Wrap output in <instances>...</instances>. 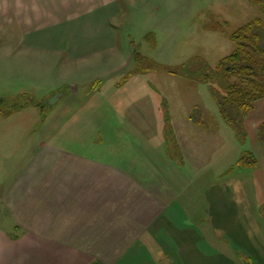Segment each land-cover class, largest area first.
<instances>
[{
  "label": "rangeland",
  "instance_id": "1",
  "mask_svg": "<svg viewBox=\"0 0 264 264\" xmlns=\"http://www.w3.org/2000/svg\"><path fill=\"white\" fill-rule=\"evenodd\" d=\"M262 6L264 0H124L118 14L106 18L112 28V50L106 45L108 36L96 43L80 23L78 35L73 29H60L40 35L35 43L22 44L18 37L0 35V97L24 95L23 100L32 98L39 104L19 110L5 104L3 109L10 113H0V138L52 139L76 153L121 160L125 166L137 159L138 164L149 165V169L144 166L147 170L165 177L170 187H181L187 212L191 197L202 212L203 196L224 189L227 195H219L231 205V215L236 213L238 219V211L250 225L246 230L264 236V177L258 175L264 125L253 126L264 114V98L255 102L237 127L222 119L216 95L197 73L144 69L150 62L178 67L196 56L203 62L195 66L206 63L214 69L234 48L228 34L256 17L263 20L258 32L264 46ZM92 25L95 29L97 24ZM151 31L155 45L146 37ZM85 37L91 46L82 44ZM116 49L118 71L102 83L95 82L97 65L83 63L94 60L103 69L105 60L115 59ZM135 52L140 58H135ZM125 61L130 63L124 66ZM165 99L178 141L191 162L168 155L163 138ZM194 106L206 127L191 121ZM246 150L255 152L257 167L231 172ZM240 262L258 264L248 255Z\"/></svg>",
  "mask_w": 264,
  "mask_h": 264
},
{
  "label": "crops",
  "instance_id": "2",
  "mask_svg": "<svg viewBox=\"0 0 264 264\" xmlns=\"http://www.w3.org/2000/svg\"><path fill=\"white\" fill-rule=\"evenodd\" d=\"M122 1L0 0V35L35 43L60 29L78 35L80 23L96 43L108 36L112 50L106 18L118 14ZM116 50L103 69L94 60L83 63L97 65L95 82L118 71ZM262 125L264 114L253 124ZM138 161L125 166L52 139L0 138V264H242L246 255L264 264V236L246 230L250 225L238 211V219L231 215L224 189L200 196L202 212L191 197L187 212L181 187H170Z\"/></svg>",
  "mask_w": 264,
  "mask_h": 264
},
{
  "label": "trees",
  "instance_id": "3",
  "mask_svg": "<svg viewBox=\"0 0 264 264\" xmlns=\"http://www.w3.org/2000/svg\"><path fill=\"white\" fill-rule=\"evenodd\" d=\"M262 8L264 11V6ZM260 26H263V20L260 17H256L230 32L228 36L233 42L234 48L230 54L219 60L214 69H210L206 63L195 66V62H203L200 56H196L178 67L150 62L149 65L144 66V69H157L160 72L168 73L177 71L197 73L203 82L209 84L213 94L216 95L222 119L236 124L237 127L242 126L245 117L251 112L255 102L264 98V46H262L258 32V27ZM146 37L147 39L150 37L154 43L153 45H155L154 32H149ZM134 56L135 58H140L138 52H135ZM193 66L196 67L194 70H192ZM130 74L131 72H128L123 79ZM23 98L24 95L17 98L0 97V113H10H7L8 109H3L5 104H11L14 106V110L25 108L28 105H39L35 101L32 102V98H29V101L23 100ZM162 105L165 111L163 116L165 124L163 138L168 155L176 161L185 160L168 112V100H163ZM194 110L190 115V119L196 125L206 127L207 125L203 120L195 115L197 106H194ZM257 163L258 161L253 151L246 150L240 155L230 170L232 172L236 169L256 168Z\"/></svg>",
  "mask_w": 264,
  "mask_h": 264
}]
</instances>
